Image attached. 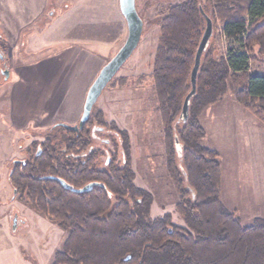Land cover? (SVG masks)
I'll use <instances>...</instances> for the list:
<instances>
[{
	"label": "trees",
	"instance_id": "trees-1",
	"mask_svg": "<svg viewBox=\"0 0 264 264\" xmlns=\"http://www.w3.org/2000/svg\"><path fill=\"white\" fill-rule=\"evenodd\" d=\"M200 7L213 24L220 19L224 36L237 38L243 50L227 56L206 50L188 119L175 127L191 92V72L206 29ZM160 33L152 78L185 227L175 225L170 215L150 218L153 197L134 185L128 135L93 110L80 132L54 126L44 141L31 143L28 159L15 162L9 176L20 201L67 233L52 264H264V220L243 226L223 205L219 154L198 143L205 137L199 115L223 98L231 82L239 87L238 102L264 124V74L249 73L251 59L259 57L264 65V0H206V5L189 0L169 10ZM95 128H111L122 140L123 159L119 147H113L104 169L106 151L92 150ZM176 138L183 150L178 167ZM57 180L75 190L93 188L76 194Z\"/></svg>",
	"mask_w": 264,
	"mask_h": 264
},
{
	"label": "rangeland",
	"instance_id": "rangeland-1",
	"mask_svg": "<svg viewBox=\"0 0 264 264\" xmlns=\"http://www.w3.org/2000/svg\"><path fill=\"white\" fill-rule=\"evenodd\" d=\"M72 1L78 2L79 9H73L70 14L59 18L56 23L58 30L55 31L57 36L52 39L64 38V31L61 30L67 26L69 33L72 32L71 40L67 38L68 41L79 43L80 40L77 39H81L80 44L88 46L84 38L96 35V26H93L92 16L88 18L82 15L85 9L92 7L87 4L91 0H51L47 13L41 20L42 27L52 23L59 13L65 12ZM98 1L92 0V4ZM187 1L189 0H137V9L144 22L142 40L130 60L105 89L94 109V112L103 114L108 126L113 125L128 135L134 185L153 197L150 218L170 215L172 222L181 227H185V223L177 210L181 202L180 194L168 167V141L152 73L161 37V21L173 6ZM200 1L206 5V0ZM15 35L16 39L11 40L12 45L7 44L5 36H0V52L4 56V60H0V264H30L27 259L33 258L38 264H52L55 253L63 247L67 233L20 201L14 195L9 181L13 164L28 159L27 147L35 141H44L51 129L46 127L40 130L33 125L29 130L21 132L19 127H11V118L17 123L21 121L19 119L26 118L20 111L17 94L22 88L32 84L22 78V57L23 54L25 56L26 48L23 45V35L16 32ZM127 36L128 29L116 48L111 49L102 68L124 45ZM209 47L222 56H227L231 50L237 53L243 50L237 38L228 39L224 36L220 19L214 22ZM88 48L95 50L96 45ZM107 49L100 45L98 50L104 53ZM254 54H257V48ZM260 60L259 57L251 59L250 74H264V65ZM6 70L10 74L8 80L2 74ZM36 88L41 90L42 86L37 85ZM238 89V85L231 82L223 98L199 115L198 120L201 127L205 128L206 136L198 143L200 147L219 154L221 201L243 226H250L257 219L264 220V124L238 102L235 94ZM47 121L46 119L48 124ZM36 129L39 130L35 133ZM97 133L99 137L95 136L93 149L112 151L113 147H119L122 160V140L116 131L110 128L109 131ZM105 162L106 157H103L102 169L106 167ZM181 164L182 159H176L177 167ZM16 216L29 219L31 224L14 234L12 225ZM38 217L42 220L34 223L32 219Z\"/></svg>",
	"mask_w": 264,
	"mask_h": 264
},
{
	"label": "crops",
	"instance_id": "crops-1",
	"mask_svg": "<svg viewBox=\"0 0 264 264\" xmlns=\"http://www.w3.org/2000/svg\"><path fill=\"white\" fill-rule=\"evenodd\" d=\"M50 2L51 0H0V36H5L7 44L12 45L11 40L16 39L15 32L22 33L23 45H26L25 56L23 54L22 57V78L28 83L32 82L31 86L22 88L17 94L25 120L19 119L21 121L17 123L10 119L11 127H19L21 132L29 130L33 125L40 130L58 124L77 125L93 80L101 71L111 49L116 48L127 31L126 21L119 9V0H99L94 4L91 0L87 4L92 7L85 9L82 16H92L96 35L83 38L85 44L96 45V49L81 45V39H77L80 40L79 43L68 41L67 38L71 40L72 32L69 33L67 26L61 30L64 31V38L54 40L52 37L57 36L55 31L58 30L56 23L59 18L79 7L77 1H72L65 12L59 13L52 23L42 27L41 20L47 13ZM100 45L107 47V51L100 52ZM37 85L42 86V89H37ZM72 95L75 97L71 98ZM15 218L18 219L19 228L16 232L12 230L14 234L31 224L25 217ZM39 220L42 218L32 219L34 223ZM27 260L30 264L39 263L34 258Z\"/></svg>",
	"mask_w": 264,
	"mask_h": 264
},
{
	"label": "water",
	"instance_id": "water-1",
	"mask_svg": "<svg viewBox=\"0 0 264 264\" xmlns=\"http://www.w3.org/2000/svg\"><path fill=\"white\" fill-rule=\"evenodd\" d=\"M119 9L123 18L126 21L127 29H128V36L124 45L119 49L116 55L101 69L97 78L89 88L86 95L83 113L79 123L75 126H69L66 124H58L56 126L66 128L72 132H76V133L80 132L84 128L86 123L90 120L93 110L97 105L105 89L108 87V85L112 82V80L117 76V74L120 72L123 66L130 60V58L133 56L135 51L138 49L144 32V22L141 16L139 15L137 9V0H119ZM200 11L206 21V29L203 38L200 42V45L198 47L195 57V65L191 72V79H190L191 92L184 101L182 108V115L175 123V127H177L181 121L186 122L188 119L190 102L194 98L197 92V80L201 67L202 58L206 50L209 48L210 41L213 36L214 24L212 18L204 12L202 7H200ZM2 74L4 75L5 79L8 80L10 75L9 72L6 70L3 71ZM101 131L103 130L96 128L92 131L94 139L96 133ZM175 144L178 151V155L180 158H182L183 150L178 138L175 139ZM183 175L185 177V180L187 181L188 177L185 171H183ZM57 181L61 183L66 190H69L76 194L86 193L93 188V185H88L80 190H75L71 186L66 184L64 181L62 180H57ZM188 190L191 192L193 200H195L196 198L195 193L191 189ZM14 194L16 195V192H14ZM12 229L14 232L18 230V224L16 219L13 221Z\"/></svg>",
	"mask_w": 264,
	"mask_h": 264
},
{
	"label": "flooded vegetation",
	"instance_id": "flooded-vegetation-1",
	"mask_svg": "<svg viewBox=\"0 0 264 264\" xmlns=\"http://www.w3.org/2000/svg\"><path fill=\"white\" fill-rule=\"evenodd\" d=\"M0 48H1V47H0ZM0 58H1L0 60H4V56H2L1 52H0ZM94 140H95V139H94ZM92 150H94V149L92 148ZM92 150H91V151H92ZM106 156H107V157H106L105 166H106V164H107V161L109 160V153H108V151H106ZM13 191H14V190H13ZM14 192H16V191H14ZM16 194H17V192H16ZM14 195H15V194H14ZM15 196H16V195H15ZM15 219H16V218H15ZM15 219H14V220H15ZM14 220H13V221H14ZM16 220H17V224H18V219H16Z\"/></svg>",
	"mask_w": 264,
	"mask_h": 264
}]
</instances>
